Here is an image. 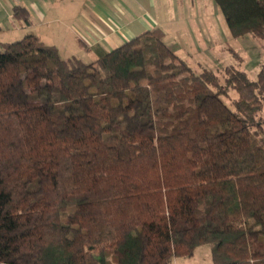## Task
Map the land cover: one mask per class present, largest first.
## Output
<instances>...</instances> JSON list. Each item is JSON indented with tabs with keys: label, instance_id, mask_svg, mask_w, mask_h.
I'll return each instance as SVG.
<instances>
[{
	"label": "trees",
	"instance_id": "16d2710c",
	"mask_svg": "<svg viewBox=\"0 0 264 264\" xmlns=\"http://www.w3.org/2000/svg\"><path fill=\"white\" fill-rule=\"evenodd\" d=\"M214 1L264 39V0ZM263 112L264 65L196 71L161 28L92 63L3 43L0 264H264Z\"/></svg>",
	"mask_w": 264,
	"mask_h": 264
},
{
	"label": "crops",
	"instance_id": "0c3cea01",
	"mask_svg": "<svg viewBox=\"0 0 264 264\" xmlns=\"http://www.w3.org/2000/svg\"><path fill=\"white\" fill-rule=\"evenodd\" d=\"M181 1L0 0V19L5 15L11 23L20 21L13 15L14 7H25L31 20L30 25L20 21L26 26V35L38 36L55 46L60 54L64 51L68 57L77 56L92 63L100 55L155 28L165 32L166 42L169 28L177 24V18L183 17ZM12 29L20 28L13 22ZM3 30L0 21V32Z\"/></svg>",
	"mask_w": 264,
	"mask_h": 264
},
{
	"label": "rangeland",
	"instance_id": "374dc122",
	"mask_svg": "<svg viewBox=\"0 0 264 264\" xmlns=\"http://www.w3.org/2000/svg\"><path fill=\"white\" fill-rule=\"evenodd\" d=\"M182 18L169 28L166 38L168 46L196 71L204 69L219 74L226 66L244 71L251 80H256L264 65V39L245 35L232 36L224 15L214 0H182ZM178 10H179V6ZM4 30L0 32V48L26 35L23 22L13 21L19 31L12 29V23L1 15ZM63 48H61L62 50ZM68 58L64 51L60 54ZM235 95L232 94L234 98ZM227 103L230 101L227 99ZM264 119V112L262 114ZM179 260V263H177ZM172 264H214L211 245L196 248L190 258L175 259Z\"/></svg>",
	"mask_w": 264,
	"mask_h": 264
}]
</instances>
